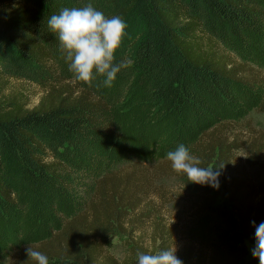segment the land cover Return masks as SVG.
I'll list each match as a JSON object with an SVG mask.
<instances>
[{"label": "trees", "instance_id": "16d2710c", "mask_svg": "<svg viewBox=\"0 0 264 264\" xmlns=\"http://www.w3.org/2000/svg\"><path fill=\"white\" fill-rule=\"evenodd\" d=\"M82 1L21 0L10 13L0 15V211L17 206L18 198L25 193L41 198L49 195L66 168L59 161L45 159L49 148L70 146L78 150L110 144L107 104L92 90L75 92L53 85L29 107L30 102L21 94L9 95L2 88L3 68L9 63L39 69L44 66L55 46L48 19ZM95 2L105 17L119 16L127 24L114 63L131 64L122 68L116 79L122 81L125 71L129 88L137 93L139 101L157 102L160 117L166 118L163 126H174L176 120L189 117L191 109L206 97L218 96L221 102H228V96L240 94V88L254 90L260 85L251 79L250 65L238 61L224 45L228 39L242 41L245 36L264 34V0ZM143 106L138 118L145 123L146 131L140 132L138 159L131 169L122 176L104 174L84 211L66 218L57 228L48 230L49 234L40 231L37 241L22 244L12 253V264H38L28 257L29 246L46 255L48 264H137V252L158 254L172 249V234L160 220L155 222L151 238L154 250L132 235V222L142 220L132 219V215L157 189L142 162L151 155L156 159L166 157L169 152L156 144L158 138H149L153 111L149 112L147 104ZM252 106L264 110V98ZM123 116H117L119 123ZM217 121H205L189 148V154L199 161L197 166L222 167L217 169L218 188L192 182L201 213L215 217L212 240L208 249L184 245L175 255L183 264H259L258 258L249 256L246 241L255 240V227L264 222V182H248L234 161V150L239 146L227 132L230 120ZM251 138L245 162L264 169V142ZM151 175L155 178L156 170ZM177 175L191 183L186 174ZM221 196L223 204L216 202ZM17 228V223H0V247L16 241ZM115 236H125L127 242V254L121 260L104 250Z\"/></svg>", "mask_w": 264, "mask_h": 264}, {"label": "rangeland", "instance_id": "374dc122", "mask_svg": "<svg viewBox=\"0 0 264 264\" xmlns=\"http://www.w3.org/2000/svg\"><path fill=\"white\" fill-rule=\"evenodd\" d=\"M21 0H3L0 2V15L5 16L14 10ZM91 4L96 10L99 7L95 0H83L75 8L86 7ZM55 46L51 50L46 63L42 68L25 66L11 62L4 67L2 88L6 94H21L28 100L29 107L35 105L44 96L50 86L58 89H72L77 92L82 89L92 90L93 94L105 100L107 104V124L111 128L110 144L107 146H86L78 150L73 147H52L48 149L45 159L59 161L66 166L65 171L56 180L47 197L25 193L18 198V205L11 209L0 211V223L18 224L14 234L16 241L7 242L0 247V264H12V253L22 244L39 239L40 231H52L62 224L66 218L84 211L89 200L93 197L96 182L108 173L122 176L131 169L130 166L138 159L137 141L140 142V132H144L145 123L138 115L148 105L151 123L150 139H159L158 146L165 147L169 152L175 151L183 144L188 150L198 130L205 121L230 120V138H236L239 146L234 150L235 164L242 170L250 183L264 182V169L259 166H249L245 162L247 143L255 139L264 142V110L252 106L254 102L264 98V34L242 41L228 39L224 46L238 60L246 62L252 68L251 79L259 81L260 85L254 90L239 89L240 94L227 95L228 102H221L218 96L206 97L197 108H192L189 117L176 120L174 126H163L164 115L161 116V107L155 101H139L137 93L129 88V77L122 72V81L114 80L111 87H105L104 77L95 76L91 86L75 80L74 73L69 71V61L62 51L56 34L53 33ZM229 38V37H228ZM253 75V76H252ZM136 93V94H135ZM245 95L248 97L246 99ZM224 99L227 98L224 96ZM250 99H252L250 101ZM250 101V102H249ZM119 123L117 116L123 115ZM230 119H227V118ZM166 119V118H165ZM169 120H167L168 123ZM163 126L164 129H161ZM149 129V128H148ZM147 129V130H148ZM203 129V128H202ZM146 131V130H145ZM155 148V145L152 144ZM152 146L149 150L152 149ZM150 174L152 185L156 191L152 198L132 215V219L142 217L140 221H133L131 230L133 238L150 250L155 247L151 244L155 222L160 220L164 229L171 232V240L175 243V251L184 245L195 248L208 249L212 240V224L214 215L201 213L197 201L196 188L192 182L177 175L172 162L166 157L154 158L153 155L142 162ZM156 170V177L151 173ZM223 196L216 202L223 204ZM85 207V208H86ZM129 227V226H128ZM45 232V234H46ZM49 234V232H47ZM125 236H115L104 245L107 253L121 260L127 254ZM256 240L246 241L249 256L252 255Z\"/></svg>", "mask_w": 264, "mask_h": 264}, {"label": "clouds", "instance_id": "9594fccd", "mask_svg": "<svg viewBox=\"0 0 264 264\" xmlns=\"http://www.w3.org/2000/svg\"><path fill=\"white\" fill-rule=\"evenodd\" d=\"M49 31L56 34L62 51L69 63V71L74 73L75 80L92 85L95 76L104 77L105 87H111L117 73L130 66L131 62L114 63V53L120 47L125 36L127 24L119 17H105L91 4L82 8H64L59 14L48 19ZM173 169L187 175L188 180L197 184H211L219 187L217 170L222 167L201 168L199 161L189 154V150L179 145L175 151L167 153ZM255 225V222L253 221ZM255 246L252 255L264 264V222L255 227ZM29 258L38 264H48L46 255L26 249ZM137 264H183L175 255V248L160 251L158 254L137 252Z\"/></svg>", "mask_w": 264, "mask_h": 264}]
</instances>
